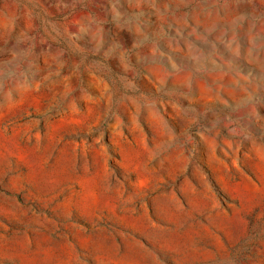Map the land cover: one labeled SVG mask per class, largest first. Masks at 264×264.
I'll return each mask as SVG.
<instances>
[{"label": "rangeland", "instance_id": "1", "mask_svg": "<svg viewBox=\"0 0 264 264\" xmlns=\"http://www.w3.org/2000/svg\"><path fill=\"white\" fill-rule=\"evenodd\" d=\"M0 264H264V0H0Z\"/></svg>", "mask_w": 264, "mask_h": 264}]
</instances>
